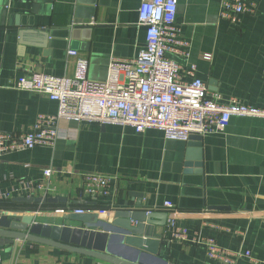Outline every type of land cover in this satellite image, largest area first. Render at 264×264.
Instances as JSON below:
<instances>
[{"label":"crops","instance_id":"crops-1","mask_svg":"<svg viewBox=\"0 0 264 264\" xmlns=\"http://www.w3.org/2000/svg\"><path fill=\"white\" fill-rule=\"evenodd\" d=\"M142 1L0 0V132H26L39 115L57 113L56 102L18 90L21 78L32 73L73 77L77 58H84L87 79L103 82L110 59L137 57L146 44L145 30L138 25ZM252 1L255 14L231 25L219 20L220 0H178L176 23L190 44V56L187 61L169 57L182 66L187 82L191 78L183 71L195 65V77L218 93L221 103L234 99L264 109V0ZM70 50L77 56H69ZM200 142V166H188L187 142L165 140L158 130L136 133L130 127L61 120L53 147L0 156V195H10L0 202L18 204L4 205L0 212L34 206L21 210L33 211L32 223L78 226L65 218L77 214L65 210L88 202L80 196L82 179L97 173L115 179L116 186L93 210L108 209L106 217L111 212L155 214L159 221L173 214L189 235L212 238L230 252L250 253L235 264H264V119L231 117L224 129ZM45 170H52L50 188L34 197L59 202L12 201L20 182H39ZM165 202L173 205L172 213ZM97 215L85 220L94 221ZM156 230L165 241L158 264H230L209 259L197 245L169 241L166 224ZM114 248L131 253L121 242ZM0 264L110 263L0 237Z\"/></svg>","mask_w":264,"mask_h":264},{"label":"built area","instance_id":"built-area-1","mask_svg":"<svg viewBox=\"0 0 264 264\" xmlns=\"http://www.w3.org/2000/svg\"><path fill=\"white\" fill-rule=\"evenodd\" d=\"M178 0H143L138 9V25L145 30V47L130 60L110 59L103 82L87 79L88 61L77 58L73 77H53L32 73L20 79L17 89L47 97L58 105L53 116L39 115L35 125L26 132H0V156L30 150L36 147H53L58 138V123L85 121L101 127L116 125L130 127L136 133L154 129L165 140L187 142L189 137H205L224 129L231 117L264 119V109L231 99L221 103L218 93L195 77V65L183 71L191 80L182 79V66L169 57L174 55L187 61L190 44L181 37L176 23ZM252 0H220L219 20L237 25L246 15H254ZM76 57L75 51H68ZM206 60L209 56L204 57ZM52 170L43 171L39 182H20L18 197H34L39 191L50 188ZM116 180L97 173L86 174L82 179L80 196L83 200L100 202L112 194ZM10 195H0L6 200ZM172 213L173 205L164 203ZM77 215H106L108 209L74 208L65 210ZM169 241L202 247L206 256L216 262L235 264L243 254L220 248L212 238L189 235L178 227L173 214L166 220Z\"/></svg>","mask_w":264,"mask_h":264},{"label":"water","instance_id":"water-1","mask_svg":"<svg viewBox=\"0 0 264 264\" xmlns=\"http://www.w3.org/2000/svg\"><path fill=\"white\" fill-rule=\"evenodd\" d=\"M201 138L192 135L187 141L186 161L188 163L186 164L188 166L191 164L195 167L200 166ZM12 201L40 204L59 202L60 199L17 197ZM18 216H21L18 222L11 220V217ZM89 216L90 214L66 216V219L80 223L75 227L51 226L32 223L33 211H4L0 212V237L50 245L110 264H158L161 262L159 255L165 241L156 229L165 226L167 214L161 221L155 217V214H144L138 217L135 214L118 216L117 213L111 212L108 217L99 214L94 221L85 220ZM116 242H121L124 248L131 249V253L125 255L117 252L114 248Z\"/></svg>","mask_w":264,"mask_h":264},{"label":"trees","instance_id":"trees-1","mask_svg":"<svg viewBox=\"0 0 264 264\" xmlns=\"http://www.w3.org/2000/svg\"><path fill=\"white\" fill-rule=\"evenodd\" d=\"M96 203H98V202H90V203L87 202V203H83V204L80 203L79 205L72 206L70 209H74V208H89V209H95V207H98V205ZM1 204H3V205H1ZM14 204H16V203H14ZM14 204L11 201L10 202L9 201L0 202V209H2V207L4 205H8V206H12L13 207ZM17 205L18 204H16L15 206H17ZM24 205H26V207H29L28 206L29 204L28 205L27 204H24ZM13 210H35V208H34V206H30V208H27V209H20L19 208V209H13Z\"/></svg>","mask_w":264,"mask_h":264}]
</instances>
